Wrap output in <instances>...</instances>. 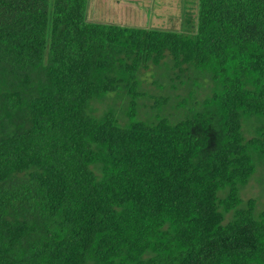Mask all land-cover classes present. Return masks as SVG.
<instances>
[{"label": "trees", "instance_id": "trees-1", "mask_svg": "<svg viewBox=\"0 0 264 264\" xmlns=\"http://www.w3.org/2000/svg\"><path fill=\"white\" fill-rule=\"evenodd\" d=\"M194 1L173 29L0 0V264H264V0Z\"/></svg>", "mask_w": 264, "mask_h": 264}, {"label": "rangeland", "instance_id": "rangeland-1", "mask_svg": "<svg viewBox=\"0 0 264 264\" xmlns=\"http://www.w3.org/2000/svg\"><path fill=\"white\" fill-rule=\"evenodd\" d=\"M194 0H89L87 15L90 19L113 21L122 24L134 25H150L161 28H181L182 12L185 9H192L194 11ZM170 64V60H166ZM165 65L155 67L150 64L147 68H141L138 77L141 80L140 87L152 93H165L179 91L182 87L174 89L169 85V79L166 77L167 70L164 69ZM158 74V75H157ZM172 75V72H171ZM170 75V76H171ZM191 82L194 78L198 79L197 75H190ZM157 77V78H156ZM159 77V78H158ZM162 77H165L163 79ZM159 81L164 84L163 89H159L153 81ZM200 82V80L198 79ZM203 92V89H199ZM110 94V93H109ZM108 95V94H107ZM202 96V95H201ZM100 101V100H99ZM109 104V99L105 100ZM112 101V100H111ZM151 103V98H140L139 102ZM114 102H122L121 97L114 99ZM97 106L95 113H99L105 107V102H94ZM249 135L247 132H245ZM254 175V176H253ZM249 182L241 189V196L244 199L248 197H255L257 199L256 209L264 206V163L254 172ZM229 217L227 215L226 219Z\"/></svg>", "mask_w": 264, "mask_h": 264}]
</instances>
